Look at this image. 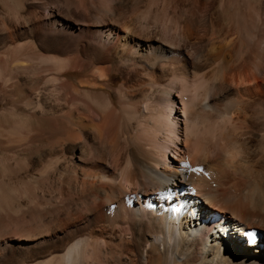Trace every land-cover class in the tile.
<instances>
[{"label":"bare ground","instance_id":"bare-ground-1","mask_svg":"<svg viewBox=\"0 0 264 264\" xmlns=\"http://www.w3.org/2000/svg\"><path fill=\"white\" fill-rule=\"evenodd\" d=\"M82 1L85 60L0 53L3 110L54 126L35 185L0 155V264H264V0ZM25 6L0 0L1 47Z\"/></svg>","mask_w":264,"mask_h":264},{"label":"rangeland","instance_id":"rangeland-1","mask_svg":"<svg viewBox=\"0 0 264 264\" xmlns=\"http://www.w3.org/2000/svg\"><path fill=\"white\" fill-rule=\"evenodd\" d=\"M24 1L26 5L25 7L27 8L26 10L30 12L32 15H34L37 19L36 21L37 28L35 32L31 34L28 33L24 27L17 29L16 27L14 28V26L9 23V25L6 27V31H4L5 38L3 41V43L6 42L7 44L5 43L3 47L0 46V53H3L9 49L12 50L13 48L21 44L22 45L33 44L38 48L39 52L43 53L47 57H51V56L66 57L67 55L68 56L74 55L75 57H78L81 61L89 57L91 51L88 50L89 47L87 43V37L85 36L87 28L84 24H86L85 21L90 16L88 15V12L86 11V8L84 7L82 0H24ZM51 10L55 11L57 14L56 17L51 18L52 20L46 18V16H48L49 14V11ZM63 16L66 17L64 24L65 26L63 30L62 29L58 30L57 26H55L54 28L52 24H54V22H58V19L64 20ZM119 82H121V79L120 81L117 80V84ZM3 109L4 106L0 103V127L1 128L4 127L5 129H10L14 125L23 124L21 125L22 127L26 125L25 127L28 126L27 127L28 130L30 131L32 130L30 134L32 135L33 140L28 144L29 147L27 148L25 147L26 144L24 142H19V143L16 142L15 144L13 143V146L11 144L5 145V148L4 146H1L0 155H3V153H5L6 155L13 154L15 157H17L18 170L21 171L20 175L26 174L28 178L26 179L27 181H25V183L27 182L26 184H28L29 186H33L35 185V182L37 183V181L34 180L35 179L34 177H29L28 175L30 171L33 169V167L38 165L37 145L40 143L45 144L47 142V138H46L47 136L46 135L42 136L43 134L41 136H38L37 132L39 131L38 129H41V127L42 129H44L47 128L48 126H49V130H53L52 128L53 124L50 126V124L48 125L46 123L40 122L38 120V112H35V115H32L31 113H29V110H27L24 112L25 115H19L13 113L10 110H3ZM30 114L32 115V117ZM27 128L24 129L23 127L21 128L22 129L21 131H25L27 130ZM33 130L34 131L36 130L37 132L36 131L33 132ZM35 133L37 135H35ZM6 134H7L6 135L7 139L19 138L18 134H12L9 132H7ZM39 138L42 140H40ZM37 139L38 141H36ZM18 151L20 155H18ZM25 164H27V167L25 166ZM2 165H0V178L4 180L9 178L12 179V174L8 170V164L6 163Z\"/></svg>","mask_w":264,"mask_h":264}]
</instances>
